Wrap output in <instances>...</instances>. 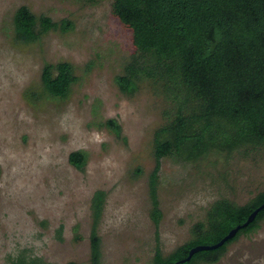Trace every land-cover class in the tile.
Returning <instances> with one entry per match:
<instances>
[{
	"label": "rangeland",
	"instance_id": "obj_1",
	"mask_svg": "<svg viewBox=\"0 0 264 264\" xmlns=\"http://www.w3.org/2000/svg\"><path fill=\"white\" fill-rule=\"evenodd\" d=\"M111 4L0 0V264L22 252L49 264H90L97 191L104 193L96 228L100 264H153L155 246L167 256L186 243L216 200L243 205L264 191V147L188 163L166 158L157 181L162 216L154 226L148 183L153 136L167 103L146 80L132 96L118 90L115 77L133 47ZM20 6L73 28L17 42L13 15ZM59 62L71 64L77 78L63 100L41 84L44 64ZM109 119L120 125L119 136L104 126ZM74 151L86 155L81 171L68 161ZM214 264H264V220Z\"/></svg>",
	"mask_w": 264,
	"mask_h": 264
},
{
	"label": "trees",
	"instance_id": "obj_2",
	"mask_svg": "<svg viewBox=\"0 0 264 264\" xmlns=\"http://www.w3.org/2000/svg\"><path fill=\"white\" fill-rule=\"evenodd\" d=\"M111 11L132 35L133 52L114 80L118 90L132 96L146 80L160 90L167 103L164 122L153 136L154 167L148 183L150 218L158 227L162 214L157 181L163 159L188 163L214 153L229 156L264 147V0H112ZM13 27L15 41L28 44L50 31L65 33L73 24L36 16L20 6L13 15ZM76 81L67 62L47 63L42 68L41 84L51 98H67ZM104 126L119 136L121 127L116 120L109 119ZM68 161L81 171L86 155L74 151ZM103 200L102 191L92 199L90 264L101 260L96 228ZM262 204L264 191L243 205L216 200L204 219L191 227L186 243L167 256H162L157 244L152 263L173 264L186 258L194 246L216 244ZM262 220L264 209L233 239L215 250L194 254L184 264L217 263L229 244L241 234L257 231ZM61 234L60 228L58 239ZM9 264L49 263L22 252Z\"/></svg>",
	"mask_w": 264,
	"mask_h": 264
},
{
	"label": "water",
	"instance_id": "obj_3",
	"mask_svg": "<svg viewBox=\"0 0 264 264\" xmlns=\"http://www.w3.org/2000/svg\"><path fill=\"white\" fill-rule=\"evenodd\" d=\"M264 209V204H262L261 206H259L257 209H255L251 214H249V216L247 217L246 221L243 224L237 225L236 227H234L232 230H230L228 232V234H226L219 242H217L216 244L213 245H208V246H204V245H197L192 247L187 254V257L184 259H181L173 264H184L188 261H190V259L192 258V256L198 252H202V251H209V250H215L219 247H221L225 242L233 239L235 237V235L237 234V232L239 230H241L244 227H247L250 223L253 222V220L255 219L257 213Z\"/></svg>",
	"mask_w": 264,
	"mask_h": 264
}]
</instances>
